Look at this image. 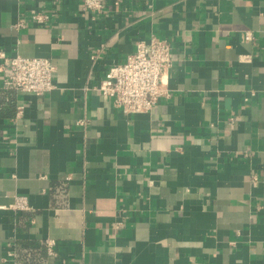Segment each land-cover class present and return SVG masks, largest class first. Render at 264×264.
Here are the masks:
<instances>
[{
	"label": "crops",
	"instance_id": "crops-1",
	"mask_svg": "<svg viewBox=\"0 0 264 264\" xmlns=\"http://www.w3.org/2000/svg\"><path fill=\"white\" fill-rule=\"evenodd\" d=\"M82 1L0 0V49L56 65L43 95L0 71V264H264V0ZM152 34L170 95L127 114L98 87Z\"/></svg>",
	"mask_w": 264,
	"mask_h": 264
},
{
	"label": "built area",
	"instance_id": "built-area-1",
	"mask_svg": "<svg viewBox=\"0 0 264 264\" xmlns=\"http://www.w3.org/2000/svg\"><path fill=\"white\" fill-rule=\"evenodd\" d=\"M107 8L105 0H83L81 9L90 14L103 13ZM50 14L41 10L34 12L30 20L37 24H44L50 20ZM26 18H20L16 27H24ZM254 37L251 33L246 35L247 40ZM0 71L3 86L18 92L43 95L56 87L54 73L56 65L48 57L24 56L17 53L13 56L0 49ZM250 57L244 56V60ZM173 49L167 38H160L152 34L147 40H140L125 62L113 64L102 78L98 91L127 114L150 112L163 97L169 96L167 74L173 65ZM23 111L18 108L17 116ZM81 125L86 124L85 119L78 120ZM14 214L31 209L26 196L16 195L14 201L6 206ZM120 223V222H119ZM48 250L55 252L56 241L47 240ZM7 251L3 258L5 264H15L16 249ZM13 261V262H12Z\"/></svg>",
	"mask_w": 264,
	"mask_h": 264
}]
</instances>
